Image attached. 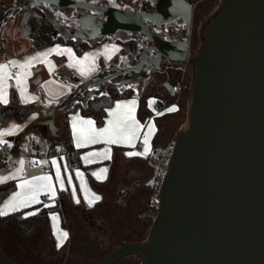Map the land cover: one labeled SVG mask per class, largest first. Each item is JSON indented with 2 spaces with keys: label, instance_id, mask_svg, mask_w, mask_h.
Masks as SVG:
<instances>
[{
  "label": "water",
  "instance_id": "obj_1",
  "mask_svg": "<svg viewBox=\"0 0 264 264\" xmlns=\"http://www.w3.org/2000/svg\"><path fill=\"white\" fill-rule=\"evenodd\" d=\"M142 2L152 4L153 12L87 0H32L34 8L53 4L84 11L78 16L82 31H68L78 38L138 35L152 43L148 58L167 46L194 66L187 120L173 140L149 237L144 242L122 238L95 264L130 256L142 264H264V0H222L202 27L197 52L169 48L172 44L157 32L174 33L172 24L186 10L190 16L191 4ZM23 33L29 36L26 23ZM143 56L123 73L140 72ZM38 124L56 135L53 120ZM0 263L32 264L12 259L1 243Z\"/></svg>",
  "mask_w": 264,
  "mask_h": 264
},
{
  "label": "crops",
  "instance_id": "obj_2",
  "mask_svg": "<svg viewBox=\"0 0 264 264\" xmlns=\"http://www.w3.org/2000/svg\"><path fill=\"white\" fill-rule=\"evenodd\" d=\"M14 7V10L8 11L9 20L3 25V27L6 26L9 21L10 23H13L14 17H16L17 15H21L20 20L16 22L18 24V30L21 33L23 32V24L26 23L28 25V23L24 21V18H31V15H38L39 11L45 13L44 7H32V0H17V4ZM14 7L11 8L13 9ZM120 7H130L135 9L134 7H131L130 3ZM29 12H31L32 14H29ZM90 45L92 47L85 50L82 53V56L79 57L81 60H83L85 55L95 57L94 62L91 59L85 62V75L80 74V66L76 65L69 68L68 65H70V63L66 62V58H58L59 56L61 57L62 54L57 55L55 53H52L48 55L46 61L44 60V58H38L37 60L33 61V63L36 65V68L33 70L35 74L33 80H35L37 77L41 78L39 84L43 82L45 83L44 92L51 100L45 98L42 93L40 101L36 104H33L42 108L43 111L40 113H43L44 117H39L36 114L30 116L25 122L20 123L13 120L10 121L6 126L0 127V130H7L13 125L16 126V130L12 135L0 137V139L6 142L0 143V153L3 155V162L0 163V165H2L0 168V177L15 176L17 173V169H22L25 165L30 145L36 142L33 141L31 144L27 145L24 151H21L18 146L9 147L8 144L10 143L9 141H16L18 139L16 138L17 135L20 136L19 138L24 137L26 131L30 127L34 126H30L32 120L36 122L38 121L39 123L53 120L54 125L57 128L56 135L53 136L49 131L51 137L43 138L41 136V139L45 141L49 140V147L54 144L58 146V139H60V136L64 134L63 127L60 126L65 121L62 117V114L76 104L85 105L89 101V99L106 94V88L108 86H116L121 91L129 87L134 91V95L131 98L116 101L109 110L115 108L117 102L135 100V117L139 124L142 125L140 134L133 141L132 145L105 144L103 142H99L95 144H87L81 148H76L71 128L74 117H76L78 120H92L94 122L93 126L97 129L103 128L107 124L108 120L111 119V117H109L107 113L104 126L98 127L96 121L93 118L84 116L79 110H77L70 113L66 120L69 125L71 141L77 153V158L74 160V163L78 164L77 166H74V163L67 160L62 150H57V152L51 153L52 159L50 163L47 164L48 169L46 171H40L35 168L28 171L26 175H21L20 172L18 178L6 179L3 183H0V188L11 184L15 185V189L13 190V192L0 203V209L4 208L5 202L8 201L15 193L22 191L17 187V185L21 183L22 180H33L34 178L42 176L51 177L53 187L56 192L54 199H50L48 194H46L45 192H41L38 196L39 203H33L27 207L20 208L17 211L9 212L8 215L19 213V220L38 215L43 210L49 212L48 218L45 221L37 224L32 232L27 236L20 235L16 225H13L8 229L0 228V243L6 254L16 261L32 264H84L86 263L87 259H89L88 257H93L94 260L95 257L98 259L110 253L112 251L111 249H113V246L119 243L122 238L125 241L129 242L136 240H140L141 242L145 241L144 239L147 232L145 231L146 227H144L143 225H145L146 223L139 221V228H131L129 225H131L132 223L134 224L135 221L131 220L130 218L124 219L123 214L120 212L121 216H119L118 213V216L120 218L117 216L118 220L115 223L119 226H115L113 230L106 232L105 228L103 227L104 222L102 223L98 219L97 215L100 214L102 209H104L106 206L109 205V207H111L112 194H115V196L117 197V212L118 210L123 211L125 209H129L130 203H133L135 197L137 196L138 200L142 198L144 202H150L151 195L149 191L145 187H139L135 189L130 198H128L125 204V208L121 209L118 206L120 194L126 189V187L137 182H149V184L152 182L154 176V169L152 164L155 161H153L149 157L151 152L154 149L162 150L170 142H172L177 131L184 123L181 124L182 119L179 114V106L176 102L166 108L158 109L156 105L158 102L161 103L160 98L152 97L155 101L154 103H152L151 107H149V99L147 101H143L144 86L142 82L145 81V79H142V81L139 82L141 80V77L135 76V78L130 80L131 82L127 81V79H123L124 82L122 83V85L119 83H112V78L116 77L117 71L121 68V64H115L114 58L118 56L120 63L124 65L126 64L125 67H127L128 64L130 65L131 63L129 62L134 60L133 58H130L128 56V44L120 43L115 39L102 38L93 41L92 43H90ZM55 46H57V44L41 49L34 53H30L27 58L37 56L38 53L47 52V50L54 48ZM60 46L61 47L59 48L61 49L69 48L68 46L64 45ZM78 47L80 46L76 45L75 48ZM113 47L118 49V51L112 52ZM121 47H123V51H125L123 54H120V52L122 51ZM0 50H3V54L5 55L4 46H2ZM107 53L111 54L106 58ZM53 54L54 56L56 55L54 58L51 57ZM22 57H13L9 61H15L17 64H22V61L24 60ZM6 61L7 58L4 60H0V64L8 65V72L11 74V78L7 79L3 84V92L6 93L7 99L6 104L1 103L3 105L9 104V90L12 85H14L19 91L16 79L12 78V76L15 77L16 73L22 71L19 67L13 66ZM90 67L93 70H89ZM74 68L78 72V75L75 73ZM73 69L74 71H72ZM23 71L27 72V70L25 69H23ZM58 75L64 77L65 82L63 80H59L57 78ZM79 75L81 77H79ZM23 83H26L25 79ZM135 88H137V90ZM54 99H58V101L53 102L52 100ZM27 100L30 99L28 98ZM168 109L173 110L168 111ZM159 113H162V115H160ZM58 117L61 118V124H56ZM149 123L154 125V132L149 137L148 154L144 156H126V152H143V136L147 131V125ZM35 125L39 124L37 123ZM85 127L87 126L85 125ZM36 144L40 149H42L39 143ZM106 149L110 150V158H105V156L102 155V153H104ZM47 150L48 149H46V151ZM92 152L101 153V155L89 156L88 161L82 159V157H85ZM53 160L56 161L55 166H53L52 164ZM6 161L12 164L9 169H5L3 167V163ZM21 161H23L22 166L20 164ZM57 168H59L60 177L64 181L63 189H61L59 183L55 181ZM104 169H106V171H103ZM77 172L81 173L82 175L78 177ZM69 180L71 181V183H69ZM96 196H98L100 199H94V197ZM45 205L48 206L45 207ZM81 207L86 208L94 216L95 221L98 224L96 227L89 228L84 223L79 212ZM32 212L36 214L26 215L27 213ZM120 225H124L122 229H118ZM95 228L96 230H99L100 233L105 232L106 234L99 233L98 237L101 236L99 237V239L102 240L100 245H94L90 243L87 247L83 242L85 240L90 241V237L85 234V231L86 229L92 230ZM61 232H66L68 234V237L66 240H63L61 246L57 248V236H59ZM44 233H47V239L52 245L51 249H49L46 254L43 255V257L46 256L47 259H42L40 257L42 256L41 253L37 251V246L35 247V244L31 243L33 239H37L39 240V242L44 241V237L42 236ZM81 239H83V241H81ZM72 241L76 242V244L78 245V248L76 247L77 249H75L77 250L75 252L78 256H81L82 253H85V251L89 250L90 253H88V256L86 258L73 259V257L70 256L72 254ZM54 251L56 252V254H51ZM137 259L138 258L134 256L125 257L122 263L130 262V264H137ZM97 262L95 261L92 264H95Z\"/></svg>",
  "mask_w": 264,
  "mask_h": 264
},
{
  "label": "trees",
  "instance_id": "obj_3",
  "mask_svg": "<svg viewBox=\"0 0 264 264\" xmlns=\"http://www.w3.org/2000/svg\"><path fill=\"white\" fill-rule=\"evenodd\" d=\"M6 15V10L5 8H0V21L5 17ZM21 15H17L15 17L16 22L20 20ZM28 28H29V36L28 38L31 41V48L29 52H35L47 47L54 46L58 43L66 44V45H73L72 41H65L62 37H54L53 33L55 30L54 23L49 19L42 11H39V14L36 17H32L28 21ZM92 46L88 44H83L80 48L81 50L78 52L79 54H82L85 50L91 48ZM3 50H0V60L3 58ZM192 85H193V80ZM158 89V81L155 79H150L144 89L143 92V101H147L148 99L152 97H158L161 100V103L158 102L156 107L158 109H163L171 104H173L177 99L181 101V103L177 102L179 104V114L182 118V115L184 111L186 110V120H187V109H188V104L190 101V98L187 102L186 105V99L187 97L191 96V90L188 91L187 94H183L182 97L180 96H175V97H160L157 93ZM192 89V88H191ZM134 95L133 90L131 89H126L124 91L119 90L116 86H108L106 88V94L98 97H93L89 99V101L85 105L81 104H76L66 112L62 114V117L64 118V123H63V132L64 134L60 136L58 146L56 144L50 146L48 148V151L50 153L57 152V150H62V152L65 154L66 158L68 161L74 163V160L77 158V153L74 149L73 143L71 141V135L69 131V125L67 120V117L70 113L75 112L79 110L82 115L88 116L93 118L96 121V124L98 127H102L105 124V120L107 117L108 110L115 104L116 101L121 100V99H126V98H131ZM187 106V108H186ZM32 110L27 107L26 105H22L19 100L18 96L16 93V90L12 87L10 89V101L9 104L3 105L0 103V127L6 126L10 121H17V122H25L31 115ZM183 120V119H182ZM181 120V124L185 123L184 120ZM31 132H37L39 133L43 138H49L50 133L47 127L41 126V125H34L30 127L27 130V134ZM173 142V141H172ZM170 142L164 149L158 150L154 149L153 151L155 152L154 159L157 163V169L154 172L153 180L149 184V182H137L133 183L132 185L126 187V189L121 192L120 198L118 201V206L123 209L125 208L126 201L130 196L133 194L135 189L139 187H145L150 195H151V200H156V203L143 213H140L138 215L139 221L144 222L146 224H151L153 219L157 213V199L156 195L154 193L155 190V181L157 177V172L159 168V159L163 155L165 149L172 143ZM59 148V149H58ZM16 150V149H14ZM2 165H0L1 168ZM15 189V185H7L3 186L0 188V203L7 198ZM80 215L84 221V223L89 227L93 228L96 227L98 224L95 221L94 216L84 207H81L80 210ZM49 212L46 210L41 211L38 215L31 216L29 218L19 220V213L11 214L8 216H0V228L2 229H8L12 227L13 225L17 226L18 232L22 236H27L29 235L32 230L36 227L37 224L40 222L45 221L48 218ZM130 242H141L140 240L136 241H130ZM51 254H56V252H52ZM1 264V263H0Z\"/></svg>",
  "mask_w": 264,
  "mask_h": 264
},
{
  "label": "rangeland",
  "instance_id": "obj_4",
  "mask_svg": "<svg viewBox=\"0 0 264 264\" xmlns=\"http://www.w3.org/2000/svg\"><path fill=\"white\" fill-rule=\"evenodd\" d=\"M103 2L106 3L107 5L117 4L118 6H125L126 4H128V2L126 0L115 1V2L112 1V0H103ZM142 3L140 4V0H139L138 2H133L132 5L135 8H137L138 6H141ZM16 4H17V0H0V8H5V10H6L5 17L0 21V49L2 48V46H4V50H5V55H4V57L1 60H4V59L7 58L6 62H9V60L12 59L13 57L14 58H18V56H21V57L23 56L22 57L24 59L22 61V64H23L28 59L27 58L28 55L30 53H34V52H29L28 51L32 47L30 39L28 37H26L23 32L21 33L18 30V24L16 23L15 17H14V22L13 23H10V21H9L7 23V25L3 27V25L9 20L8 11L9 10H14L15 9L14 6H16ZM221 5H222V0H221V2H219L218 6L216 8L211 10V12L209 13L208 17L213 16L219 10ZM11 7H14V8L12 9ZM42 7H44V9H45V13L44 14L49 19L52 20V22L55 24V27H56L57 30H59L61 28H64V30L66 31V34L68 35L69 34V32L67 30L68 26L70 28H73V29H77L78 28V23H77V21L75 19L79 15L83 14L82 11H80V10L71 11L70 12L71 15L69 16V18H71V20H68L66 18L65 12H63L64 9H68V8H64V7L62 8L59 5H53V4H51V5L43 4ZM66 13H67V11H66ZM73 20H75L76 22L73 21ZM60 45L68 46L70 49H72V52H73V55L75 56V58L77 60H81L79 57H81L82 54L78 53L81 50L80 47L75 48L76 46H74V45H66V44H60V43L57 44L58 47H61ZM57 46H55V47H57ZM121 48H122V51L120 52V54H123L125 51H123V49H124L123 47H121ZM55 56L53 54L51 57L54 58ZM58 58H60V59L66 58V60H67L66 62H69L72 66H76L74 61L69 60L67 54H62V56L61 57L59 56ZM114 62H115V64H119V65L121 64V66H120L121 70H126V69L129 68V67L128 68L125 67L126 64L124 65V64L120 63L118 56L116 58H114ZM68 67L71 68L69 65H68ZM35 68H36V65L34 63H32V66H30L28 68H25V70H27V72H32L31 73L32 75H31V77L29 75V76H27L25 78L26 83H24V85L26 86V92L24 93V97L23 98L21 97L20 90L18 91V89L14 85H12L10 87V89L13 87L16 90L19 102L22 105H26L27 107H29L32 110V113H31L30 116L37 114L39 117H44L43 113H40V112L43 111L42 108L40 106H37V105L35 106L33 104H36V103H38L40 101L42 93H43L45 98H47L49 100H51V99L49 97H47L48 95H46V93L44 92V86H45L44 82L40 83V84L38 83V85L34 84L35 80H33L34 79L33 77H34L35 74H34L33 70ZM74 69L72 71H74ZM75 73L78 75V72L76 71V69H75ZM141 73L145 74V72H141ZM79 77H81V76L79 75ZM12 78H15V77L12 76ZM57 78L59 80H63L64 81V77H62L61 75H58ZM115 79H116V77L112 78V83H114V84H118L119 83V84L122 85V83L124 82L123 78H118L116 80ZM32 80H33V83H32ZM127 88H129V87H127ZM135 89L137 90V88H135ZM9 92H10V90H9ZM28 98L30 100H27ZM154 98H157V97H154ZM154 98H150L149 101H155ZM189 98L190 97H187V99L185 100L186 101V105H187V102H188ZM52 101L56 102V101H58V99H54ZM180 103H181V101H180ZM186 108H187V106H186ZM60 119L61 118L58 117V119L56 121V124H59V123L61 124V120ZM181 119H183L184 122H185V120H186V110L184 111ZM37 123H39V122L38 121L36 122V121L32 120L31 123H30V126L35 125ZM60 126L63 127V123ZM19 137L20 136L17 135L16 138H18V139L16 141H9L10 143L8 145L18 146L21 149V151H24V149L27 147V145L31 144L33 141L36 142V143H39L40 147L42 149H44V150L48 149L49 144H50L49 140H46V141L42 140L41 139V135L39 133H37V132H31L29 134L26 133L24 135V137H22V138H19ZM152 166H153V169H154V172H155L156 169H157V163L154 162L152 164ZM137 197H135V200H134L133 203L132 202L130 203L129 209H125L123 211H119L118 210V212H117V206H116V200H117L116 198L117 197L115 196V194L111 195V200H112L111 207H109V205L106 206L104 209H102L100 214L97 215L98 219L102 223L104 222L103 223V227L105 228L106 232H108L110 230H113V228L115 226H119V225H116L115 223L118 220V217L121 216L120 212L123 214L124 219L125 218H130L131 220L135 221L134 224L132 223L131 225H129L131 228H139L140 227L138 215L140 213H143V212L147 211L152 206V204L154 205L156 203V200H150V202H148V201L144 202L142 200V198H140V200H138ZM118 213H119V216H118ZM123 226L124 225H120V227H118V229H122ZM143 226L146 227L145 231L147 232V234H146V237L144 239L146 241L148 239V237H149V234H150L151 224H145ZM99 233H100L99 230H96V228L92 229V230H87L86 229L85 234L90 237V241L89 240H85L83 242V243H85V246L88 247V244H90V243L94 244V245H100L102 240L99 239V237H101V236L98 237ZM46 234L47 233H44L42 235L44 237V241H42V242H39V240H37V239L36 240L33 239L31 241L32 244H35V247L37 246V249H38L37 251H39V253H41L42 256H40V257L42 259L43 258L47 259V257L46 256L43 257V255H45L46 252L49 249H51V247H52V245L50 244L49 240L47 239V235ZM100 234H106V233L105 232L104 233L101 232ZM81 241H83V239H81ZM125 242H129V241H125ZM24 244H26V243H24ZM118 245H119V243L114 245L113 249L116 248ZM76 247L78 248V245L76 244V242L72 241V243H71L72 254L70 256H72L73 259L86 258L88 256V253H90L89 250H88V251H85V253H82L81 256H78L77 253L75 252V251H77V250H75V249H77ZM113 249H111V250H113ZM88 258L89 259H87L86 263H84V264H92L95 261L97 262L102 257L98 258V259L95 257L94 260H93V257H88ZM124 259L125 258L120 259L114 264H130V262L122 263V261H124ZM137 264H142V263H141L140 260L137 259Z\"/></svg>",
  "mask_w": 264,
  "mask_h": 264
},
{
  "label": "snow or ice",
  "instance_id": "obj_5",
  "mask_svg": "<svg viewBox=\"0 0 264 264\" xmlns=\"http://www.w3.org/2000/svg\"><path fill=\"white\" fill-rule=\"evenodd\" d=\"M118 51L115 47L112 48V52ZM55 53L57 55L67 54L69 60L74 61L76 65L80 66L79 71L81 75H85V62L90 59L94 62L95 57H90L85 55L83 60H77L73 55L72 49L64 48L61 49L58 46L47 50L44 53H38L37 56L29 57L25 63L17 64L15 61H9V64L13 66L19 67L22 71L16 73L15 79L16 83L19 87L21 97H24V93L26 92V86L23 81L28 76L31 75L30 72H24L23 69L32 66L33 61L38 58H46L48 55ZM111 53L106 54L109 56ZM72 66L71 64L69 65ZM89 70H93L91 67ZM11 78V74L8 72L7 64H0V103H7L6 93L3 92V84L7 79ZM154 101L149 102V107H151ZM136 110V101H123L117 102L115 108L108 111L109 117L111 119L108 120L107 124L100 129L95 128L94 122L92 120H78L76 117L73 118L71 128L73 133V139L75 142L76 148H81L87 144H95L99 142H103L105 144H127L132 145L133 141L139 136L140 129L142 125L136 120L135 117ZM173 109H168V111H172ZM162 115V113H159ZM85 125L87 127H85ZM16 130V126L13 125L7 130H0V137L12 135ZM154 132V125L149 123L147 125V131L143 136V152H126L125 155L129 157L133 156H144L149 152V137ZM0 143H6L4 140L0 139ZM11 147V145H8ZM101 155V153L92 152L87 156L82 157L85 161H88L89 156H97ZM102 155L105 158H110V150H105ZM21 166L23 165V161L20 162ZM53 166L56 165V161H52ZM21 169H17V173L15 176L9 177H0V183H3L6 179H16L19 177ZM103 171H106L104 169ZM82 174L77 172V176H81ZM95 175V173H94ZM55 181L59 183L61 189L64 188V181L60 177L59 168L56 170ZM69 183L71 181L69 180ZM22 191L15 193L8 201L5 202L4 208L0 209V216L8 215L9 212H14L19 210L20 208L27 207L33 203H39L38 196L41 192H45L49 195L50 199H54L56 192L53 187L52 178L48 176H42L34 178L33 180H22L21 183L17 185ZM94 199L99 200L98 196L94 197ZM78 202V201H77ZM48 205H45L47 207ZM36 213H27L26 215H35ZM68 234L66 232H61L59 236H57V248L61 246L63 240H66Z\"/></svg>",
  "mask_w": 264,
  "mask_h": 264
},
{
  "label": "flooded vegetation",
  "instance_id": "obj_6",
  "mask_svg": "<svg viewBox=\"0 0 264 264\" xmlns=\"http://www.w3.org/2000/svg\"><path fill=\"white\" fill-rule=\"evenodd\" d=\"M82 1H86V0H82ZM87 1H91V0H87ZM92 1L96 4L107 5L106 3L103 2V0H92ZM112 1L115 2L116 0H112ZM126 1L130 3L131 7H134L132 5V2H130V0H126ZM186 1L192 5L190 16H188V11L186 10L185 14L183 13V19H179L172 24V27L174 28V33L172 34L165 33L160 30L157 32L163 41L172 44L169 48L177 47L180 49H187L188 52L191 51L197 52L202 44V38L200 36L202 27L210 18L208 16L211 10L216 8L219 2H221V0H186ZM108 6L120 7L117 4H111ZM135 9H139L144 12H153L154 6L149 2H144L141 6H138ZM71 11L73 10L64 9L63 11L65 12L66 18L68 20H71V18H69V16L71 15L70 14ZM82 12L83 14H85L84 11ZM75 20L78 23V28L73 29L68 26L67 30L73 32H81L82 29L79 27L78 17ZM54 34L56 35V37H62L65 41L68 40L72 41V44L74 46L79 45L80 47L83 44L90 45V43H92L93 41L102 38L115 39L120 43H126L129 45L128 56L135 60L129 62L131 64L130 65L128 64V66L126 67V68L129 67L128 68L129 70L139 65V56H141L142 53H144L143 59L146 61V64L144 68L141 69L140 72L131 71V72L123 73V71H126L128 69L125 68L126 70H121L120 68L121 71L120 70L117 71L116 79L123 78V79H127V81H130L131 79L135 78V76L141 77V80L139 82H141L142 79H145V81L142 82L144 89L150 79H155L158 81L157 93L160 97H167V98L175 97V96L182 97L183 94L184 95L187 94L188 91H190L192 88L191 80L194 79L193 64L190 61H186V62L180 61L179 59L184 57L183 54H176L173 52H169L167 46H165L166 48H163L161 50L160 54L158 51L152 50L150 52L152 55V59H151L147 57L148 52H146V50L152 46V43L149 40L142 38L141 36L138 35L127 36L123 32H118L115 37L109 35L107 37H99L95 39H81L70 33L67 35L64 28L57 30L56 27L53 33V36L55 37ZM158 54L160 55L159 59H157ZM141 72H145V74H142ZM178 101L179 99H177L175 102L177 103Z\"/></svg>",
  "mask_w": 264,
  "mask_h": 264
},
{
  "label": "built area",
  "instance_id": "obj_7",
  "mask_svg": "<svg viewBox=\"0 0 264 264\" xmlns=\"http://www.w3.org/2000/svg\"><path fill=\"white\" fill-rule=\"evenodd\" d=\"M173 149H174V142H172L165 149L163 155L158 161L159 168H158L157 177L155 181V190H154L155 195H157L163 183L164 177L168 169L167 165L171 158ZM154 155H155V152L152 151L149 156L150 159H154L155 158ZM51 159H52V154L48 150L46 151L44 149H40L36 143H32L28 151L27 161L20 171L21 175H26L28 171L35 169V168L40 171H46L48 169L47 164L50 163ZM2 162H3V155L0 153V163ZM11 165L12 164L7 161L3 163V167L5 169H9ZM77 165H78L77 163H74V166H77Z\"/></svg>",
  "mask_w": 264,
  "mask_h": 264
}]
</instances>
